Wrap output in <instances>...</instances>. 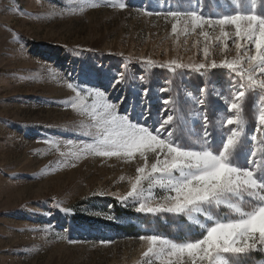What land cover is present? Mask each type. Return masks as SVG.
Returning <instances> with one entry per match:
<instances>
[{"label":"rangeland","instance_id":"rangeland-1","mask_svg":"<svg viewBox=\"0 0 264 264\" xmlns=\"http://www.w3.org/2000/svg\"><path fill=\"white\" fill-rule=\"evenodd\" d=\"M91 2L101 6L81 12L80 0H0V264H143L140 235L198 230L187 217L144 215L131 200L117 199L142 161L80 151L92 142L84 134L91 122L65 103L75 95L67 84L98 88L134 120L148 109L149 124L164 114L165 99L176 98L186 114L201 109L192 98L205 88L203 107L212 115L225 107L217 93L230 95L229 70L173 71L159 64L208 62L206 44L210 59L220 63L235 56V47L229 40L221 52L218 30H209L210 40L199 29L172 34L171 19L155 12L175 0H125L123 10ZM199 3L203 10L215 6V0ZM146 59L157 66H146ZM120 73L125 80L117 83ZM246 102L251 110L249 93ZM248 114L246 130H254V114ZM251 264H264V249L252 253Z\"/></svg>","mask_w":264,"mask_h":264},{"label":"snow or ice","instance_id":"snow-or-ice-1","mask_svg":"<svg viewBox=\"0 0 264 264\" xmlns=\"http://www.w3.org/2000/svg\"><path fill=\"white\" fill-rule=\"evenodd\" d=\"M105 3L121 10L129 6L125 0ZM100 6L88 0L78 4L81 12ZM226 7L230 10L225 11ZM205 8L199 0L195 6L192 0H175V6L169 5L155 15L171 19L172 34L199 29V35L210 40L209 30H218L215 40L221 52L232 41L236 54L231 60L217 63L210 59L206 44L202 52L208 62L184 64L171 60L159 64L173 71L229 70L230 95L225 98L222 92L217 93L225 107L212 115L203 107L207 104L205 88L199 89L201 96L192 98L201 109L192 108L186 114L176 98L165 99L164 114L149 124L148 109L134 120L130 112H121L120 105L98 88L67 84L75 95L65 103L91 122L84 134L92 142L85 143L80 151L127 162L137 158L142 161L128 180V191L117 199L122 204L131 200L136 204L135 211L144 215L187 217L198 228H189L182 237L155 231L140 235L138 239L146 249L142 252L143 264H251L252 253L264 249V0H215L214 7L206 4ZM142 63L157 66L152 59ZM124 80L120 73L116 82ZM246 93L251 98V110L246 108ZM249 111L254 114V130H246ZM44 142L58 147L56 140ZM68 155L78 158L79 153L70 151Z\"/></svg>","mask_w":264,"mask_h":264}]
</instances>
